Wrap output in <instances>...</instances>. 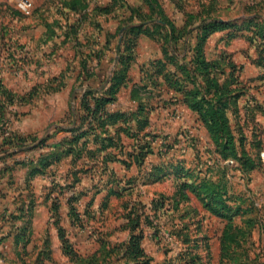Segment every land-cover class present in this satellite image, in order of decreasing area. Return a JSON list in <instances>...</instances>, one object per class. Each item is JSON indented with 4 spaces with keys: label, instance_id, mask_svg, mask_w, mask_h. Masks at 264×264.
Instances as JSON below:
<instances>
[{
    "label": "crops",
    "instance_id": "obj_1",
    "mask_svg": "<svg viewBox=\"0 0 264 264\" xmlns=\"http://www.w3.org/2000/svg\"><path fill=\"white\" fill-rule=\"evenodd\" d=\"M110 2L111 0H107L103 4L101 1H95L100 6ZM172 2L176 6V2ZM200 7L202 8L201 4ZM183 12L195 14L199 10L190 12L185 9ZM167 15L175 22L174 18L168 13ZM244 16L245 7L236 19ZM185 23L186 16L181 24L175 22L178 28H182ZM232 32V29H225L212 33L205 43V52L208 60L230 55L240 70L238 87L243 89V94L237 99L236 110L229 111V118L237 138L246 137L245 145L249 148L256 133L261 130L264 136V64H258L260 46L257 42H251L252 32L244 30L234 37L231 36ZM142 36L152 39L156 46L153 47V54L145 59L139 57ZM156 38L157 36L146 34L139 36L128 80L119 90L117 100L108 106V111L113 114L135 112L140 102L152 107L146 113L149 125L143 133H154L157 139L151 140L153 151L147 156L144 165L141 168L135 164L130 167L125 165L124 159H128L127 152L134 149V140L122 133L124 153L115 146L102 148L104 146L91 137L79 157L74 153H65L59 161L52 163L45 173L31 177V161L38 158L41 153L59 152L62 149L61 145L71 138V133L65 130L55 131L43 149L19 152L0 159V264H81L73 261L64 252L60 229L64 230L66 239L85 260L83 264H96L94 260L101 264H123V253L113 249L119 244L127 243L131 236L125 205L128 201L139 200L149 211L154 199L160 195L173 199L178 190V181L173 174L159 180L151 178L153 168L182 161L187 168L193 169L196 173L200 168L205 170L207 167L212 169L215 166L217 154L211 152L214 146L206 126L196 112L181 102L182 96L170 88L165 79L157 73L154 61L163 58V54ZM122 39V36L118 38L114 46L116 53ZM188 41L190 48L193 49L197 42L196 32L190 35ZM111 44L112 41L107 46L108 49H112ZM185 44L184 41L178 44L183 53ZM90 48L96 47L91 45ZM212 48L214 52H211ZM99 50L103 52L102 49ZM92 51L98 52L95 49ZM102 55L103 53L99 59L92 58L94 61L92 59L88 61L89 69L95 71L102 67ZM94 63L101 65L94 68ZM67 68L51 73L39 81L41 90L37 95L33 94L24 103L12 108L17 115L12 117V123L5 135L16 133L41 139L45 136L41 130L50 123L55 129L58 126L67 127L66 119L71 108L69 102L73 100V91L79 84L82 72L80 65L77 77H66L64 72L69 71ZM172 69L171 66L167 67V70ZM220 79L224 82L226 77ZM156 82L157 84H154ZM42 89L46 92H42ZM30 92L27 91L24 95ZM173 99H179V102L169 104ZM53 100L58 101L57 106L55 101L54 104L50 103ZM42 101L46 102L44 107L40 105ZM45 106L49 109H45ZM17 107H21L19 111L15 109ZM176 113L177 116L174 115ZM233 119L239 121L241 125L237 123V126H233L231 122ZM121 124L123 125L122 121L110 126L109 134L113 135ZM132 126L134 129L137 128V119L132 121ZM183 130L190 132L189 135L185 133L186 138L193 140L188 151L186 150L188 146L183 149L184 144L178 139L180 131ZM1 141L0 138V145ZM168 142L171 143L170 151H163L164 144ZM175 148L178 150H174ZM204 149H207V154ZM173 150L175 155L170 157ZM263 151L264 144L261 152ZM1 155L0 152V157ZM109 156L116 158L106 162L105 157ZM232 188L236 191L233 186ZM55 199H58L59 203L56 214L52 209ZM72 199H75L73 205L82 218L80 223L75 222L71 214ZM167 204L171 207L170 214L173 215L189 206L188 203H183L175 212L172 209L173 201L168 200ZM191 204L199 209L205 219L219 218L203 208L194 195ZM174 221L179 222L178 219ZM221 221L223 227L218 237L219 257L220 237L227 223L224 219ZM96 222L101 226L99 231L95 228ZM86 228L88 230L83 232ZM149 231L150 229L146 228L141 245L152 257L151 264H162L171 256L170 252L166 254L164 251V258L156 261L146 246L147 241H155L151 235L152 231L150 237L148 236ZM210 245L213 255L212 241Z\"/></svg>",
    "mask_w": 264,
    "mask_h": 264
},
{
    "label": "trees",
    "instance_id": "obj_2",
    "mask_svg": "<svg viewBox=\"0 0 264 264\" xmlns=\"http://www.w3.org/2000/svg\"><path fill=\"white\" fill-rule=\"evenodd\" d=\"M71 2H73L72 8L81 4L79 0H72ZM117 2L119 0H111L105 6L96 4L95 9L101 14H109L113 7L117 6ZM147 3L153 11V23L148 25L153 30H144L141 26H133L125 31L122 42L117 48V67L110 77L99 80V75L97 76L95 71L89 69L88 61L82 60V72L79 79L82 81L74 89L75 103L76 100L78 102L71 104L66 119L67 127L58 126L55 129V131L70 132L71 138L61 145L62 149L59 152L41 153L38 158L31 161V177L45 173L46 169L55 161H59L65 153H74L79 157L91 137L101 143L104 146L102 148L115 146L121 153H124L125 145L122 143V133L134 140V149L127 152L128 159H124L125 165L130 167L135 164L139 168L144 165L147 156L153 151L151 140L157 139V135L154 133H143L149 125L146 113L152 107L140 102L135 112L113 114L108 111V106L117 100L119 90L128 80V73L131 62L135 59V49L139 36L141 34L159 35L157 40L160 43L163 58L154 61L157 73L165 79L170 88L182 96L181 102L196 112L206 126L214 146L211 152L217 154L216 163L212 169L209 167L205 170L200 168L196 173L193 169L187 168L182 161L154 167L151 178L159 180L173 174L178 181V190L173 199L166 195H160L154 199L149 211L147 206L139 200L128 201L124 208L131 229V236L127 243L115 246L113 251L123 253V264H151L152 257L146 253L141 245L146 228H148L152 230L151 235L156 242L161 243L164 239L161 233L164 232L176 238L181 245V251L178 255L176 257L170 256L162 264H180L178 261L181 260L184 262L182 264H203L205 259L212 256L210 237L204 232L205 216L191 204L192 195H194L203 208L227 221L220 237V256L221 259L227 258L232 264H237V261L242 259V254L238 258L233 257V253L243 247L244 238L252 231L251 227L254 223L252 219L247 221L249 228L235 223L236 215L247 212L243 210L246 199L233 190L227 175L223 174L221 170L238 168L243 174L249 176L263 164V159L260 154L256 158L249 150L247 151L245 147L246 137L237 138L230 124L229 111L231 109L236 110L237 99L243 94V89L238 87L239 68L232 61L230 55L217 60H208L205 43L216 31L232 29V37L244 30L251 31V42H257L260 46L258 64H264V13H262L264 0H249L245 5V16L236 19L234 22L214 18L212 7L203 4L198 13H187L186 23L182 28L176 26L159 0H147ZM257 8L259 10H256ZM193 32H196L197 42L195 47L191 49L188 38ZM181 41L186 43L185 53L178 48ZM189 54L190 58L188 59ZM168 66L173 67V69L167 70ZM222 77H226L224 82L220 79ZM89 81L91 84L86 86L85 84ZM94 82H101L100 86H94ZM30 96H33L32 91L27 95L17 94L8 88L0 78V138L2 139L0 159L19 152L43 149L55 132L46 134L41 139L34 136H21L16 133L5 135L12 123V117L17 115L12 108L17 104L24 103ZM169 102V104H175L179 102V99H173ZM134 119H137L138 122L136 129L132 126ZM120 121L123 125L121 124L113 135L109 134L110 126H114ZM148 137L150 139H146ZM164 145L171 148L169 144ZM251 146L260 147L261 153V143H253ZM114 158L116 157H105V161L108 162ZM227 160H234L239 165L231 166L226 163ZM7 170L10 169L7 168ZM212 170H215L217 174L213 173ZM57 200L55 199L52 208L55 214L59 204ZM74 200H71V214L75 222L80 223L82 218L73 205ZM168 200L173 201L172 209L175 212L183 203H188L189 206L183 211H178L177 215H173L170 214L171 207L167 204ZM176 219L179 222H175ZM193 233L201 235L195 234L194 236ZM60 235L63 240L64 252L73 261L83 264L85 260L80 257L66 239L63 229H60ZM197 248L200 253H196ZM244 250L248 252L247 249ZM169 252L170 249L165 251L166 254ZM94 262L101 264L95 260ZM105 262L104 260L103 263Z\"/></svg>",
    "mask_w": 264,
    "mask_h": 264
},
{
    "label": "rangeland",
    "instance_id": "obj_3",
    "mask_svg": "<svg viewBox=\"0 0 264 264\" xmlns=\"http://www.w3.org/2000/svg\"><path fill=\"white\" fill-rule=\"evenodd\" d=\"M22 1L24 0H0V78L6 86L20 95H24L27 91H32L33 94L37 95V92L41 90L38 84L39 81L66 67L69 69V71L64 72L66 77H77L82 60L99 59L98 55L102 53V67H99L101 64L96 65L94 63V68L99 67L95 70L97 76L99 75V80L106 79L112 75L117 67L115 61L117 53L114 46L118 38L124 36L125 31L128 29L126 27L134 24V26L143 27L144 30H153L150 28L151 26H148L153 23V11L147 0H119L117 6H114L109 14H101L100 11L95 9L96 0H79L81 4L76 5L75 8L71 7L73 5L72 0H27L29 5L26 10L20 6ZM97 1H101L103 4L107 2V0ZM172 1L176 2V6ZM248 1L160 0L166 12L179 24L187 15L183 10L200 11V4L211 6L214 18L234 22ZM262 9V13H264V8ZM158 37L159 35L156 39ZM141 38L143 40L139 48V57L145 59L153 54V47L156 46L153 44L152 39L149 40L145 36ZM111 41L112 49H108L107 46ZM91 45L96 47L94 48L95 51H101L99 49H102L103 52H98L96 55V52L92 51L94 49L90 48ZM106 50L108 51L104 52ZM214 51L212 48L211 52ZM53 66H56V68ZM81 81H79V84ZM100 83L94 82L93 85L99 87ZM89 84H91L90 81L85 85ZM42 92L46 91L42 89ZM73 94V100H70L69 103L76 104L78 101L76 100L75 103L74 91ZM71 97L70 95V99ZM54 101L57 106V100L50 103L54 104ZM45 104L46 102L42 101L40 105L44 107ZM20 108L15 109L19 111ZM47 108L49 109L45 106V109ZM174 115L177 116L178 113ZM231 122L233 126H237V123L239 126L241 125L239 121H234V119ZM51 124H48L41 132L45 135L53 133L55 126ZM236 129L240 130V128ZM261 132L263 131L260 130L254 135L251 143H261L263 148L264 136ZM185 133L189 135L190 132L180 131L178 139L184 144L183 149L189 147L186 148L188 151L193 140L192 138H186ZM173 143H176V141H173ZM167 144L171 145L170 142ZM245 147L254 157L258 158L259 154L261 156L260 147L251 146L247 148V145ZM162 149L163 151H170V148H165V145ZM174 150L178 149L175 148ZM174 150L170 153V157L175 155ZM239 150L241 151V149ZM204 151L207 154V149H204ZM186 156L189 157L188 154ZM262 159L263 164L261 163L262 165L249 176L243 174L238 168L221 170L223 174L227 175V179L231 181L236 192H241L240 195L246 199L243 210L247 212L236 215L235 223L246 228H249V222L247 221L250 219L254 223L251 227L252 231L244 238L243 247L233 253V257L238 258L242 254V259L238 260L237 264H264V158ZM227 161L226 163H228ZM228 164L234 167L239 165L236 161L233 164ZM215 170L217 171V169ZM215 170L212 171L217 174ZM95 225L97 226L95 227L96 230L99 231L100 224L96 222ZM222 227L223 222L219 218L210 217L205 219L204 232L212 239L210 241H212L213 255L211 258L205 259L203 264H232L229 259L219 257L218 237ZM87 230L86 228L83 232ZM150 231L148 232L149 237ZM193 234L194 236L195 234L197 236L201 235L199 233ZM161 235L164 237L161 243H156V240L147 241L148 251L155 256L156 261L164 258L163 252L167 249H170L171 256L176 257L181 251L178 240L164 232ZM244 249H247L248 252ZM198 250L197 248L196 253L199 252ZM181 261L178 262L180 264L184 263L183 260Z\"/></svg>",
    "mask_w": 264,
    "mask_h": 264
},
{
    "label": "built area",
    "instance_id": "obj_4",
    "mask_svg": "<svg viewBox=\"0 0 264 264\" xmlns=\"http://www.w3.org/2000/svg\"><path fill=\"white\" fill-rule=\"evenodd\" d=\"M28 5H29V2L27 0L22 1L21 4H20V6L24 10H26L28 8ZM261 156H262V158H264V151L261 152ZM227 162L230 163V164H233L234 163V160H228Z\"/></svg>",
    "mask_w": 264,
    "mask_h": 264
},
{
    "label": "water",
    "instance_id": "obj_5",
    "mask_svg": "<svg viewBox=\"0 0 264 264\" xmlns=\"http://www.w3.org/2000/svg\"><path fill=\"white\" fill-rule=\"evenodd\" d=\"M134 26V24L133 25H129V26H127L126 28H130V27H133Z\"/></svg>",
    "mask_w": 264,
    "mask_h": 264
}]
</instances>
